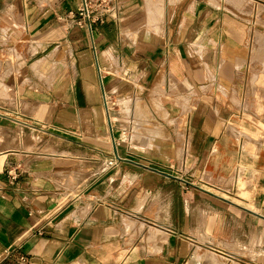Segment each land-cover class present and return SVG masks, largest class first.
Returning a JSON list of instances; mask_svg holds the SVG:
<instances>
[{"label": "crops", "instance_id": "obj_1", "mask_svg": "<svg viewBox=\"0 0 264 264\" xmlns=\"http://www.w3.org/2000/svg\"><path fill=\"white\" fill-rule=\"evenodd\" d=\"M120 2L0 0V264H264V0Z\"/></svg>", "mask_w": 264, "mask_h": 264}, {"label": "built area", "instance_id": "obj_2", "mask_svg": "<svg viewBox=\"0 0 264 264\" xmlns=\"http://www.w3.org/2000/svg\"><path fill=\"white\" fill-rule=\"evenodd\" d=\"M122 5L120 0H82L81 7L76 13L69 14L75 25L86 28L92 32L97 24H103L109 17L119 20ZM108 108V100H106ZM124 158L115 156L108 161L109 167H115ZM9 182L14 183L19 177V169L15 166H9L6 170ZM18 264H29V258L22 256Z\"/></svg>", "mask_w": 264, "mask_h": 264}, {"label": "rangeland", "instance_id": "obj_3", "mask_svg": "<svg viewBox=\"0 0 264 264\" xmlns=\"http://www.w3.org/2000/svg\"><path fill=\"white\" fill-rule=\"evenodd\" d=\"M258 11H259V15H261V13H262L261 8ZM261 23H262V21L259 19L258 24H261ZM263 46H264V37H262V36L254 37V43H253V48H252L253 51H255L257 48L261 49V48H263ZM254 53H251V55H253V58H251V62L254 63L253 65H258V64L262 65V63H263L262 59L258 55H255ZM245 62H246V59H245ZM256 80L260 81V84H262V81H261L262 78L259 77L258 75L256 77ZM256 87L257 86L253 85L251 90L250 89L248 90L249 94L247 95L248 98L246 99V101L244 103V110H245V113H247L248 117H250L255 123H257V125L264 128V92H262V91H264V86L261 87V90L260 89L255 90ZM262 88H263V90H262ZM252 91L257 93L256 95L254 94L255 98L251 94ZM232 126H233V130L235 132H237L238 128L235 127L234 125H232ZM238 134L240 135V133H238ZM240 174H241V172H240ZM244 175L243 176L240 175V177H239V186L241 189V194L243 196H249L248 195L249 187L251 185L250 179L245 178ZM234 180H235V177L233 176V178H231L230 180H221V181L216 182V183H215V181H212V183H214L215 185H218L221 188H225V189L228 188V189H231L230 191H234V189H233L234 188L233 186L235 185ZM212 190L218 192L221 195H225L221 189H218L216 187H213ZM232 198L234 200L238 199L237 197H234V196H232ZM150 249H151V247H150ZM210 255L212 256L211 258H214V259L216 258L219 264H223L222 260H219L213 252L210 253Z\"/></svg>", "mask_w": 264, "mask_h": 264}, {"label": "bare ground", "instance_id": "obj_4", "mask_svg": "<svg viewBox=\"0 0 264 264\" xmlns=\"http://www.w3.org/2000/svg\"><path fill=\"white\" fill-rule=\"evenodd\" d=\"M2 135H3V134H2ZM6 138H7V137H6ZM11 138H12V137H11ZM13 138H14V137H13ZM28 139H29V138H28ZM28 139H27V140H28ZM6 140H7V139H6ZM23 140H25V139H23ZM29 140H30V139H29ZM31 141H32V140H31ZM31 141H30V142H31ZM11 142H12L11 147L13 148V145H14V147H16L15 144H13V140L10 141V143H11ZM24 142H25V141H23V143H24ZM30 142H27V143H30ZM5 143H6V142H5ZM10 143H9V144H10ZM34 143H35V141H34ZM0 144H1V143H0ZM7 144H8V140H7ZM17 144H19V141L17 142ZM17 144H16V145H17ZM19 145H20V144H19ZM19 145H18V146H19ZM24 145H25V144H24ZM35 145H36V144H35ZM9 146H10V145H9ZM11 147H9V148H11ZM5 149H7V148H5ZM241 176H243V174H241ZM244 176H245V178H247V175H246V174H245ZM87 177H88V176H87ZM247 179H249V178H247Z\"/></svg>", "mask_w": 264, "mask_h": 264}]
</instances>
